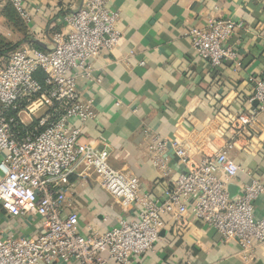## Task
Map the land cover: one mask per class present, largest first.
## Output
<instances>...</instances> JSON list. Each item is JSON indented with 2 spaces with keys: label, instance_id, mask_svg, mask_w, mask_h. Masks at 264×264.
Returning <instances> with one entry per match:
<instances>
[{
  "label": "built area",
  "instance_id": "obj_1",
  "mask_svg": "<svg viewBox=\"0 0 264 264\" xmlns=\"http://www.w3.org/2000/svg\"><path fill=\"white\" fill-rule=\"evenodd\" d=\"M28 1L0 0V6L10 3L28 22ZM119 17L109 0H84L66 12L64 28L53 33L50 48L30 45L0 56V205L13 216L29 213L41 221L36 236L0 237V264H132L135 256L155 250L165 215L180 220L189 211L218 231L222 241L236 240L243 253L264 246V218L254 210L264 184L254 180L231 196L229 184L240 171L229 154L233 144L197 160L182 141L156 137L149 147L155 166L164 175L172 172L167 156L171 148L181 167L165 197L157 199L142 191L138 176L113 168L107 149L81 141L82 128L72 120L84 122L94 112L82 102L77 76L80 71L90 76L92 60L118 45ZM237 27L231 18L210 17L207 27H193L188 35L212 68L229 61L237 72L243 59L228 44ZM40 70L42 81L35 76ZM250 81L251 108L238 114L239 131L253 127L264 112V78L252 76ZM75 173L96 175L101 187L125 211L135 209L137 217H120L117 226L102 233H82L79 215L66 214L62 203V189Z\"/></svg>",
  "mask_w": 264,
  "mask_h": 264
},
{
  "label": "crops",
  "instance_id": "obj_2",
  "mask_svg": "<svg viewBox=\"0 0 264 264\" xmlns=\"http://www.w3.org/2000/svg\"><path fill=\"white\" fill-rule=\"evenodd\" d=\"M83 1L26 3L29 32L42 48H50L53 33L64 28L66 12ZM109 6L120 13L121 37L112 51L92 60L90 76L78 73L82 102L94 112L84 122L72 120L82 128L81 141L107 149L111 166L138 176L142 191L157 199L165 197L181 167L179 160L172 164L171 148L167 156L172 172L164 175L155 166L149 147L156 137L182 141L197 160L233 144L229 154L240 165L229 184L234 192L239 194L254 180L264 184V112L246 131L236 129L235 122L251 108L250 78H264V0H109ZM210 17L237 22L228 44L237 47L241 70L234 72L229 61L214 69L193 48L190 29L207 27ZM62 190L64 211L79 215L84 234L117 226L120 217H137L135 209L125 211L101 187L96 175L72 174ZM254 210L264 218V193L254 201ZM164 219L155 250L135 256L132 264H264L263 245L243 253L236 240L222 241L218 231L190 211L180 220L170 215ZM40 222L29 213L13 216L0 205L1 238L36 236Z\"/></svg>",
  "mask_w": 264,
  "mask_h": 264
},
{
  "label": "rangeland",
  "instance_id": "obj_3",
  "mask_svg": "<svg viewBox=\"0 0 264 264\" xmlns=\"http://www.w3.org/2000/svg\"><path fill=\"white\" fill-rule=\"evenodd\" d=\"M10 7L12 6L8 2L0 6V35L10 43L9 46L17 44V48L28 47L30 46V42L36 39L37 36L34 32H29L28 22L24 21L21 17V20L15 21L16 23L8 19L7 12H9Z\"/></svg>",
  "mask_w": 264,
  "mask_h": 264
},
{
  "label": "trees",
  "instance_id": "obj_4",
  "mask_svg": "<svg viewBox=\"0 0 264 264\" xmlns=\"http://www.w3.org/2000/svg\"><path fill=\"white\" fill-rule=\"evenodd\" d=\"M7 16H8V19L11 21V22H14L16 23L15 21H19L21 20L20 16L16 13V10L12 7H10V10L9 12H7ZM26 25V24H25ZM27 26V25H26ZM10 43H8L5 38L3 36L0 35V56L1 55H6L7 53H9L11 50L17 48V44L16 45H12V46H9ZM31 46L35 47V48H39V49H43L42 46L38 45L37 43H34V42H31L30 44ZM36 78L39 80V81H42L43 78H44V74L43 72L40 70L36 73Z\"/></svg>",
  "mask_w": 264,
  "mask_h": 264
},
{
  "label": "water",
  "instance_id": "obj_5",
  "mask_svg": "<svg viewBox=\"0 0 264 264\" xmlns=\"http://www.w3.org/2000/svg\"><path fill=\"white\" fill-rule=\"evenodd\" d=\"M32 42L44 47V44L40 40L34 39L32 40ZM170 157L172 158V164H176V162L179 160L178 156L174 153L173 150H170ZM172 164L171 166L174 167ZM229 191L232 197L236 195V193L234 192V187L232 185H229Z\"/></svg>",
  "mask_w": 264,
  "mask_h": 264
}]
</instances>
